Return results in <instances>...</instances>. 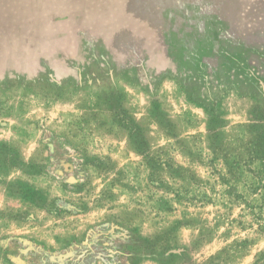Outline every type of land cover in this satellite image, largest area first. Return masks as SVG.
Here are the masks:
<instances>
[{
    "label": "rangeland",
    "instance_id": "1",
    "mask_svg": "<svg viewBox=\"0 0 264 264\" xmlns=\"http://www.w3.org/2000/svg\"><path fill=\"white\" fill-rule=\"evenodd\" d=\"M0 264H264V0H0Z\"/></svg>",
    "mask_w": 264,
    "mask_h": 264
}]
</instances>
